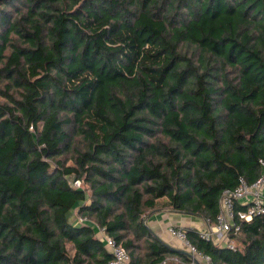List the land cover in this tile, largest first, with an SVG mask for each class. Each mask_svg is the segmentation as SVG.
<instances>
[{"label":"trees","instance_id":"16d2710c","mask_svg":"<svg viewBox=\"0 0 264 264\" xmlns=\"http://www.w3.org/2000/svg\"><path fill=\"white\" fill-rule=\"evenodd\" d=\"M0 99V264H107L76 209L130 264L189 262L145 220L215 223L260 177L264 0H0ZM184 230L214 264H264V215L236 251Z\"/></svg>","mask_w":264,"mask_h":264},{"label":"built area","instance_id":"2783aa9c","mask_svg":"<svg viewBox=\"0 0 264 264\" xmlns=\"http://www.w3.org/2000/svg\"><path fill=\"white\" fill-rule=\"evenodd\" d=\"M259 163L263 170L254 183L249 184L246 179L240 178L239 185L235 189H227L223 192L220 212L215 223L207 220L205 228L196 230L202 241L211 243L218 248L236 251V238L241 233V223L251 222L255 216L264 215V161L260 160ZM70 184L74 189L83 187L81 181L72 180ZM168 232L184 247L190 261L183 262L174 257L160 264H168L170 260L176 264H214L209 255L201 252L190 242L184 228L171 226ZM100 235L112 255V259L107 264L131 263L130 254L122 244L105 235L103 230H100Z\"/></svg>","mask_w":264,"mask_h":264},{"label":"crops","instance_id":"0c3cea01","mask_svg":"<svg viewBox=\"0 0 264 264\" xmlns=\"http://www.w3.org/2000/svg\"><path fill=\"white\" fill-rule=\"evenodd\" d=\"M148 228L154 235H156L162 242L166 243L170 247L184 252V247L180 244L178 240L173 239L168 229L171 226L199 230L206 227L205 221L192 216H186L182 214L172 213L170 211H160L152 213L145 220ZM97 233V232H96ZM168 264H176L174 262H168Z\"/></svg>","mask_w":264,"mask_h":264},{"label":"rangeland","instance_id":"374dc122","mask_svg":"<svg viewBox=\"0 0 264 264\" xmlns=\"http://www.w3.org/2000/svg\"><path fill=\"white\" fill-rule=\"evenodd\" d=\"M0 101H1V99H0ZM82 186H83V184H82ZM70 219H71V222L74 225H76V226L89 225V226L93 227L96 230L97 235L99 237H101L100 230L99 229H96L97 227L90 220H87V219L82 218L81 216H79L77 209L71 214ZM237 246H238V244H237ZM239 247H241L240 240H239ZM169 262L172 263L173 261L170 260Z\"/></svg>","mask_w":264,"mask_h":264},{"label":"water","instance_id":"95a60500","mask_svg":"<svg viewBox=\"0 0 264 264\" xmlns=\"http://www.w3.org/2000/svg\"><path fill=\"white\" fill-rule=\"evenodd\" d=\"M146 222V221H145Z\"/></svg>","mask_w":264,"mask_h":264}]
</instances>
